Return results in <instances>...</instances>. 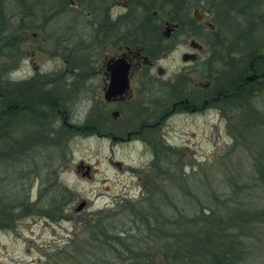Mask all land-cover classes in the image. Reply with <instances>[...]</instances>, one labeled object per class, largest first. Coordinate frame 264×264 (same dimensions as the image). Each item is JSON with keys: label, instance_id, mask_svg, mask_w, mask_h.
Wrapping results in <instances>:
<instances>
[{"label": "rangeland", "instance_id": "obj_1", "mask_svg": "<svg viewBox=\"0 0 264 264\" xmlns=\"http://www.w3.org/2000/svg\"><path fill=\"white\" fill-rule=\"evenodd\" d=\"M76 1V6L67 3L70 10L55 14L59 8L57 0H23L25 5L30 4V8L28 6L22 13L19 12L21 7L15 0H0V43L4 42L3 37L12 28L17 32L22 29L19 28L21 17L24 34V44L17 57L9 58L10 56L1 54L0 51V74L8 73L11 79L24 82L38 71L42 74L73 73L66 77V106L71 119L80 122L94 107H98L96 103L102 100L96 87L97 80H85L81 73L85 53L83 40L91 41L92 38V29L85 24L87 21H93L94 16L100 14L103 9L96 8L95 4L90 5L89 0ZM119 1L121 3L113 0L115 15L124 11L121 5L125 0ZM229 1L232 2L129 0V6L134 7L133 12L137 15L141 10L138 7L142 5L140 2H144L151 11H171V15L175 16L182 13L181 16L186 20L193 19L194 5H197L202 13L207 14L206 20L214 24L212 28L215 27L211 30L204 22H198L200 42L207 40L203 43L202 56L209 55L215 59L220 73H215L209 79L201 73L199 81H213L215 88L222 89L225 97L207 112L197 115L175 114L163 123L162 128L145 136L151 141L153 138H160L161 134L164 144L162 154L165 159L162 168L166 171V180L170 177L173 180H169L165 187L169 188L171 198L178 206L185 208L187 213L191 210L199 211L205 205L214 206L226 216L264 210V90L259 92L264 79L254 83L244 81V75L249 73H229L230 65L227 64V61H234V58L243 56L244 61L239 66L246 70L249 68L252 54L264 51V20L256 15L257 12L264 14V11L253 10L255 20L248 8L243 7L242 1L233 2L235 7L230 8L227 5ZM254 1L264 6V0ZM238 7L242 12L239 10L241 14L237 15L234 11ZM54 15V19H51ZM9 20H15L13 27L9 26ZM132 20L133 18L130 19L131 22L122 21L134 28ZM151 21L159 23L160 17H152ZM44 22L47 23L45 29L35 27V23ZM34 32L37 33L35 37ZM66 33H71V39L58 45V48L65 50L64 55L53 56L51 52L57 46L55 38ZM7 54L11 55L10 52ZM65 55L68 57V63L63 59ZM207 63L208 59L206 67ZM1 77L0 94H5L7 100L13 94L2 92ZM240 78L243 79V84L232 88L231 85ZM83 82L86 83L85 86ZM46 86L49 89V85L45 84L44 88ZM29 92L27 97L39 95L38 91L30 89ZM27 97L23 103L42 100L57 102L51 93L43 94L42 99L35 97L30 100ZM0 105L4 106L5 103L2 105L0 102ZM133 106L136 107L134 103L128 105L119 120L112 117L114 106L109 108V114L104 118L96 119L100 127H105V132L109 130L103 138L92 134L78 136L64 127L58 117L54 120L40 119L42 125L39 128L36 126V129L52 139L64 135L65 147L58 145L39 148L29 142L26 144L29 150L25 153L9 152L7 157L0 158V197L4 198V203L15 199L17 204L18 199L27 197L31 204L28 211L18 208L14 213L2 218L0 264H48L51 259H65L68 252L61 251L73 249L76 244L82 247L80 258L83 259L84 256L86 259L83 264H99L105 259L104 263L107 264V260L114 263L119 260L117 254L108 252L102 248V244L96 246L98 239L95 236L87 240L88 243L84 241L89 237V232H83V219L101 209L116 212L122 205L141 198L144 191L147 193L143 181H146L147 171L152 168L149 163L155 159L154 153L158 154V150L156 151L149 142H145V138L136 137L129 143H116L112 138L114 133L125 135L129 129L138 128L140 125L132 121V115L141 112V109L136 107L138 110H134ZM30 108L33 113H40L44 107ZM101 110L104 112L102 108ZM156 111L154 108L149 112ZM29 114L30 111L24 112V116ZM27 119L30 123L34 118L29 115ZM15 120L21 123V118L17 117ZM117 126H121V129ZM7 130L14 137H21L30 132V125H15L11 130L7 126ZM3 146L5 147V143L1 142L0 147ZM9 147L11 146L6 145V149ZM168 155L171 156L170 159ZM81 161L83 169L79 170ZM151 164L154 167L155 163ZM142 166L144 172L141 175L133 173L132 167L139 169ZM88 168L91 175L87 173ZM58 182L67 187L64 193H67L69 198L65 199L67 204L60 215H48L46 211L54 207L50 203V199L56 196L54 183ZM148 183L153 185L151 179ZM214 195L220 197V202ZM82 201H87V206L78 211L77 207ZM127 219L133 227L132 217ZM247 232L244 238L249 243L250 253L246 254L244 259H239L236 264H264V223L250 226ZM132 234L134 237L131 238V248L148 245L139 237L137 229L132 230Z\"/></svg>", "mask_w": 264, "mask_h": 264}, {"label": "flooded vegetation", "instance_id": "obj_2", "mask_svg": "<svg viewBox=\"0 0 264 264\" xmlns=\"http://www.w3.org/2000/svg\"><path fill=\"white\" fill-rule=\"evenodd\" d=\"M15 1L21 7L19 10L21 13L25 12V9L30 5H25L23 0ZM57 2L59 8L56 9L55 14L70 10L67 3L76 6L77 1L57 0ZM117 3L121 2L118 0ZM140 3L142 5H137L141 9L139 15L133 12L134 7L129 6V0L122 2L121 6L124 11L115 15L113 13L115 4L113 0H89L90 5L95 4L96 8L101 7V10H103L100 14L94 16L93 21H87L85 24V26L92 29V38L91 41L83 40L85 53L83 54V73L81 75L85 80H97L96 87L100 91L102 100L97 102L98 107H94L80 122L71 119L70 111L66 106L65 91L68 84L66 83V77L68 74L73 73L42 74L38 71L29 77L31 79L24 82L13 80L8 73H2V92L9 93V95L10 93L13 94L7 100L5 94H0L2 105L5 103V107L22 109L17 115L21 118V123L27 122L29 115L39 118V112L33 113L30 106L35 108L41 106L44 107L43 115L48 120H54L56 117L61 118L63 124L74 134L76 133L78 136L92 134L103 138L109 130L105 132L103 130L105 127L103 125L100 127L96 119L104 118L105 115L109 114L107 112L109 108L114 106V110L111 112L112 117L119 120L128 105L134 103L136 107L141 109V112L133 114L132 121L138 122L140 125L138 128L129 129L125 135L112 134V138L116 143H129L134 141L133 139L136 137L144 139L147 133H154L155 130L162 128L163 123L175 114L197 115L215 107L216 103H220L222 98L225 97V94L224 96L222 94V89L215 88L213 81L208 80L206 83L199 81L201 73L203 77L208 79L215 73H220V68L215 65V59L210 58L209 55L202 56L203 43L207 40L203 39L200 42L201 34L198 22H204L211 30L215 29V27L212 28L214 24L206 20L207 14L202 13L199 6L194 5L193 19L186 20L183 15L181 16L182 13H177V16H175L171 15V11L159 12L158 9L151 11V8L147 7L144 2ZM84 8L87 7L84 6ZM195 10H198L197 15H195ZM2 11H4L3 7ZM156 16L160 17L159 23L151 21L152 17L155 18ZM54 17L55 15L51 19H54ZM15 18H18V13L15 14ZM131 18H133L134 28L127 26L122 21H130ZM22 19L21 17V24L19 25V28L22 27V29L17 32L12 28L3 37L4 42L0 43L1 54L10 56L9 58L17 57L24 44ZM138 19H141V21L136 22L135 20ZM8 24L13 27L15 20H9ZM46 24L45 22L42 24L35 23V27H44L43 29H45ZM36 35L37 33L34 32L33 36ZM71 37V33H66V35L60 34L58 38H55L57 46L54 47L51 54L55 57L63 56L65 50L58 48V45L69 41ZM208 43L211 45L210 41ZM7 52H10L11 55H8ZM67 58L66 55L63 58L66 63H68ZM242 61H244L243 56L234 58V61H227V64L230 65L228 68L229 73H249L244 75L243 79L251 83L264 79V51H259L255 55L252 54L249 68L246 70H242L239 66ZM75 75H78V73H75ZM243 79L240 78L234 85L231 83V87L238 88L239 85L243 84ZM13 82L16 83L12 85ZM45 84L49 85L50 91L47 86L44 88ZM85 85L86 83L83 82V86ZM30 89L31 91H38L37 94L39 95L27 97L30 94ZM48 93H51L57 102L42 100L40 102L23 103L26 97L30 100L35 97H38L36 99H42L43 94ZM158 105H162V107L160 108ZM136 107L133 106L134 110H138ZM154 108L157 111L150 113L149 111ZM23 109H26L27 112L30 111L31 114L24 116ZM135 116L136 118H134ZM17 123H20V121ZM117 127L119 130L121 129V126ZM60 138L65 140L64 135H61ZM144 141L153 145L156 151L158 150V154L154 153L155 159L151 161V163H155L154 167L149 163L152 168L147 171L148 176L145 178L147 182L143 181V184L149 185L148 181L153 175L156 179L158 171L166 181L165 176L162 174L164 172L162 163H165V159L162 154L164 144L161 140V134L158 139L153 138L150 141V139L145 138ZM78 169H83V161L78 165ZM131 169L133 173L138 175L144 172L143 166L139 169L135 167ZM87 173L91 175V170L89 169ZM84 208L78 210L77 207V210L82 211Z\"/></svg>", "mask_w": 264, "mask_h": 264}, {"label": "trees", "instance_id": "obj_3", "mask_svg": "<svg viewBox=\"0 0 264 264\" xmlns=\"http://www.w3.org/2000/svg\"><path fill=\"white\" fill-rule=\"evenodd\" d=\"M231 1L227 2L229 8L235 7L233 2L242 1L243 7L248 8V12L252 13L254 19L253 10L264 11V6L254 0ZM239 10L238 7L234 11L235 14H241V10ZM256 15L264 20V14L257 12ZM256 53L254 52L253 55ZM0 76L2 75L0 74ZM263 90L264 84L259 92ZM20 110L22 109L0 105V143H5V147H0V158L7 157L9 152L25 153L27 151L26 144L29 142L39 148L58 145L65 147L63 138L52 139L36 129V126L39 128L42 125L40 119H47L43 115L44 108L41 109L39 118L33 117L34 119L30 123L28 121L25 123L16 122L15 119ZM23 110L27 112L26 109ZM15 125L24 127L30 125V132L21 137H14L7 130V126L11 130ZM64 127L68 129L67 126L64 125ZM6 145L11 147L6 149ZM168 158L170 159L171 156L168 155ZM165 172L162 174L164 175ZM154 177L155 175L151 176L153 185L145 184L144 189L146 188L147 193L144 191L143 196L138 200L122 205L116 212L101 209L83 219V232H89V237L84 241L88 243L87 240L95 236L98 239L96 246L102 244V248L118 255L117 262L107 260V264H236L239 259H244L246 254L250 253L249 243L245 241L244 237L250 230V226L264 223V210L255 211V213L252 211L243 212L244 214L232 213V215L226 216L214 206L205 205L199 211L191 210L190 213H187L185 208L178 206L171 198L169 188L165 187L169 180L173 182L172 177L164 181L159 171L157 180ZM66 190L67 187L62 183H54L56 196L50 199V203L54 207L45 210L48 215L58 216L59 213H62L67 204L65 199L69 198V195L64 193ZM214 197L218 198L220 202L219 196L214 195ZM15 202V199H10L9 203H4V198L0 197V222L2 218H5L9 213H14L18 208L28 211V206L31 205L27 197L18 199L17 204ZM129 216L132 217L130 220L134 223L133 227L128 223ZM118 224L122 225L118 226ZM135 229L142 241L148 245L140 246L141 248L137 249L136 246L131 248L133 243L131 238L134 237L131 236L133 235L132 230ZM76 245L73 249L61 251V253L68 252L65 259L59 257V260L51 259L48 264H83L86 259L84 256L83 259L80 258L82 256L80 248L82 247ZM84 247L83 243V249ZM83 254H85L84 251ZM72 261L74 262L72 263ZM104 262L100 263L106 264Z\"/></svg>", "mask_w": 264, "mask_h": 264}, {"label": "water", "instance_id": "obj_4", "mask_svg": "<svg viewBox=\"0 0 264 264\" xmlns=\"http://www.w3.org/2000/svg\"><path fill=\"white\" fill-rule=\"evenodd\" d=\"M198 14V10H195V15ZM107 96H109L107 94ZM87 202L86 201H83L79 206H78V210H81L82 208H84L86 206Z\"/></svg>", "mask_w": 264, "mask_h": 264}]
</instances>
